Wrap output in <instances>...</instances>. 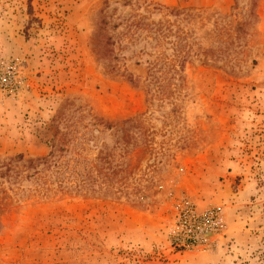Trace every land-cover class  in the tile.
<instances>
[{"label":"rangeland","instance_id":"374dc122","mask_svg":"<svg viewBox=\"0 0 264 264\" xmlns=\"http://www.w3.org/2000/svg\"><path fill=\"white\" fill-rule=\"evenodd\" d=\"M7 70L0 264H264V0H0Z\"/></svg>","mask_w":264,"mask_h":264},{"label":"built area","instance_id":"2783aa9c","mask_svg":"<svg viewBox=\"0 0 264 264\" xmlns=\"http://www.w3.org/2000/svg\"><path fill=\"white\" fill-rule=\"evenodd\" d=\"M0 84L6 88L16 86L11 70L0 74ZM224 227L221 212L209 208L197 210L191 203L185 202L177 217L173 246L180 250H207L212 238L220 234Z\"/></svg>","mask_w":264,"mask_h":264},{"label":"trees","instance_id":"16d2710c","mask_svg":"<svg viewBox=\"0 0 264 264\" xmlns=\"http://www.w3.org/2000/svg\"><path fill=\"white\" fill-rule=\"evenodd\" d=\"M33 161V160H32Z\"/></svg>","mask_w":264,"mask_h":264}]
</instances>
